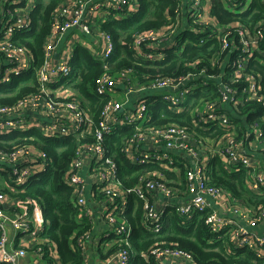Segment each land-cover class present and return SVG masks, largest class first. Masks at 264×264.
I'll list each match as a JSON object with an SVG mask.
<instances>
[{
    "label": "built area",
    "instance_id": "built-area-1",
    "mask_svg": "<svg viewBox=\"0 0 264 264\" xmlns=\"http://www.w3.org/2000/svg\"><path fill=\"white\" fill-rule=\"evenodd\" d=\"M189 1L187 17L199 25H217L216 18L210 13V1ZM227 1L233 2L234 5L229 4L232 6L237 4L236 0ZM35 2L0 0V55L3 57L0 85L11 83L32 67L31 51L11 40L17 32L30 28V10ZM139 9L138 0H67L56 9L44 45V62L37 71V85L16 102L0 105V139L12 143L28 135L30 138L26 139L31 140L38 136L50 139L70 137L79 144L64 180L74 189L77 207L92 225L79 238L86 263L94 243L100 248L95 252L100 264H132V228L124 214L130 204L129 198L133 196L143 204V225L150 232L162 231L164 217L170 208L183 221L198 213L211 235L227 239L232 247L255 251L263 258L260 264H264V205L248 206L212 185L209 164L200 153V148L205 145L194 146L191 143L194 136L186 128L175 124L147 127L152 118L149 106L153 98L167 104L172 112L181 114L187 111L188 96L205 84H191L198 79L192 74L179 79L159 78L140 83L131 71L116 74L105 71L95 80L94 94L105 100L98 121L90 101L75 89L79 80L72 66L76 47L85 46L88 39L98 42L99 45L94 47L90 43L88 49L107 68L115 43L110 33L102 30V24L111 16L120 20ZM180 16L179 13L178 20ZM94 27L101 29L97 40L94 39ZM179 29V25L169 26L139 35L138 44L150 41V49L158 45L155 54L146 53L139 47L140 57L163 60L165 50L175 46V42L168 38ZM240 35L241 49L247 57L237 60L230 74L218 77L220 97L194 110L195 123L199 129L220 127L225 131L218 140L216 155L226 168L247 170L249 190L264 196V98L259 95L261 85L256 78L248 77L246 85L238 86L244 78L245 66L242 64L253 58L263 35L259 33L251 38L245 31ZM165 41L171 42L160 47ZM222 44L223 49L229 48L226 38L222 39ZM250 100L262 105L260 120L251 123L248 130L241 128L239 133L238 126L230 119V113L235 112L231 109ZM128 127H134L135 132L125 140L122 150L125 157L136 166L152 164L161 167L145 170L132 187L123 184L118 163L103 145L106 136ZM51 164L52 159L33 144L0 148V180L1 173H4L17 187L29 184ZM178 164L186 170L184 190L174 186L177 181L169 179L164 172L180 175ZM153 193H159L166 200L162 207L158 208L152 202ZM16 200L0 192V264H61L56 250L49 252L52 261L44 257L39 246L47 245L48 241L40 236L33 235L29 244L24 245V238L32 234L39 219L38 204L32 199ZM100 206L102 209L97 211ZM96 212L100 216H96ZM100 225L104 243L100 240L96 244L92 238ZM109 246L116 247L115 251L101 258L99 252L107 254ZM142 257L147 261L152 258L158 264H197L191 252L174 243H154Z\"/></svg>",
    "mask_w": 264,
    "mask_h": 264
},
{
    "label": "trees",
    "instance_id": "trees-1",
    "mask_svg": "<svg viewBox=\"0 0 264 264\" xmlns=\"http://www.w3.org/2000/svg\"><path fill=\"white\" fill-rule=\"evenodd\" d=\"M205 1H210L212 5L210 13L216 18V26L199 25L192 19L189 20L187 18L189 0H138L140 9L137 12L120 20L111 16L102 24V30L110 33L115 43L114 54L110 62L106 63L107 68L93 57L87 47L81 45L76 47L72 66L79 80L75 89L90 101L96 121L99 120V111L105 100L94 94L95 80L105 71L114 74L131 71L140 83L159 78L179 79L192 74L198 79L191 84L205 85L188 96L185 105L187 111L181 114L174 113L167 104L153 98L154 104L151 103L149 106L152 118L147 127L175 124L186 128L194 138L219 140L225 135V131L220 127L210 130L199 129L195 123L194 110L202 104L219 99L218 77L230 74L234 71L237 60L247 57L241 49V31H245L251 38L261 33L263 38L258 41V49L254 52L253 58L242 64L245 66L244 78L238 86L246 85L245 79L254 77L260 82L259 95L264 98V0H236L235 6L229 5L234 3L227 0L226 2L203 0L204 3ZM66 2L67 0H36L33 4L30 10L32 20L30 28L17 32L11 40L13 44L31 51L32 67L14 78L11 83L0 85V105L12 104L34 90L37 85V71L44 62V45L51 32L55 10ZM240 3L242 4L239 5ZM178 25L180 29L168 38L175 42V46L165 50L163 60L154 61L140 57L137 50L139 47L146 53L155 54L158 45L150 49L148 48L150 41L138 44L139 35ZM224 38L228 40V49H223ZM170 42L165 41L159 46H166ZM2 58L0 55V61ZM225 80L231 81L230 78ZM262 109V105L257 101H246L231 109L235 112L230 113V119L236 123L241 133V128L248 130L251 123L260 120ZM134 132V127L118 130L106 136L103 143L109 155L118 163L120 176L126 187L135 185L145 170L161 169L158 165L152 164L136 166L125 157L122 152L125 140ZM26 138H30L29 135L22 136L12 143H9L11 140L0 139V148L28 147L33 144L52 159V164L47 171L24 187H17L1 173L0 192L11 195L17 199L16 201L32 199L41 207L42 219L47 227L41 232L40 238L47 240L48 243L39 247L42 248L46 259L52 261L49 252L56 250L61 264H85V255L79 246V238L89 231L92 225L78 209L74 189L64 180L71 169L79 144L70 137L50 139L38 136L34 140ZM2 140L6 141V144ZM177 167L180 175L164 172L169 179L177 181L174 186L184 190L186 170L179 164ZM208 174L212 185L220 187L236 200L248 206L264 205V196H259L247 186V170L226 168L216 156L209 160ZM178 181H182L180 185ZM129 199L130 204L124 217L132 228L130 237L133 250L132 264H158L152 258L147 261L142 257L144 252L158 242L174 243L179 248L191 252L197 264H260L263 261L255 251L232 247L227 239L211 235L204 224V219L198 213L191 219L183 221L176 211L170 208L164 217L162 231L152 233L143 225L142 202L133 196ZM115 249L116 247H111L107 254L101 251L100 255L105 258Z\"/></svg>",
    "mask_w": 264,
    "mask_h": 264
},
{
    "label": "crops",
    "instance_id": "crops-1",
    "mask_svg": "<svg viewBox=\"0 0 264 264\" xmlns=\"http://www.w3.org/2000/svg\"><path fill=\"white\" fill-rule=\"evenodd\" d=\"M33 7V5H32ZM96 25V24H95ZM96 27V26H95ZM94 27V31H95V35H94V39H99V34L98 33H101V29L99 28H95ZM90 43H93V47L95 45H99L98 42H92L90 39H88L87 43L85 44V46L87 48H90L91 45ZM206 140H203L202 139H197V138H193V140L191 141V143L194 145V146H197L200 148V144H204L205 147L203 146L202 148H200V153L202 155V157L208 162L209 164V160L213 157H216L217 153V146H218V140L215 141V140H209L207 141V143L205 142ZM212 153H214V155H212ZM218 157V156H217ZM152 202H154V204L156 205V207L160 208L162 207L165 203H166V200L162 199L159 195V193H153V199H152ZM103 206H100L97 208V211L98 210H101ZM37 211L39 213V219L37 221V223L35 224L34 228H33V232L31 235H28L24 238L23 242H24V245H28L29 244V241L33 235H38L40 236L41 235V232L46 229L47 227V224L43 221L42 219V211H41V207L39 205H37ZM96 216H100V213L96 212L95 213ZM97 225V223H96ZM100 229H101V225L98 226V229L94 230V237L92 238L93 242H95L96 244L99 243V241L101 240V233H100ZM102 243H104V240H101ZM92 247H91V252H90V256L88 257V262L86 263V260H85V264H100L99 262V259H97V254L95 253L98 249L100 248H97L96 245L94 243L91 244ZM111 249V246L108 247V250ZM101 252V251H100ZM99 252V254H100ZM103 252V251H102ZM100 257L102 258V256L100 255Z\"/></svg>",
    "mask_w": 264,
    "mask_h": 264
},
{
    "label": "rangeland",
    "instance_id": "rangeland-1",
    "mask_svg": "<svg viewBox=\"0 0 264 264\" xmlns=\"http://www.w3.org/2000/svg\"><path fill=\"white\" fill-rule=\"evenodd\" d=\"M187 18H188L189 20L191 19V18H189V17H187ZM202 141H203V140H202ZM207 141H208V140H206L205 142L207 143ZM1 186H2V184H0V187H1Z\"/></svg>",
    "mask_w": 264,
    "mask_h": 264
}]
</instances>
